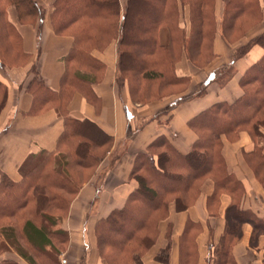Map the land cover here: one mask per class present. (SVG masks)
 Masks as SVG:
<instances>
[{
    "label": "trees",
    "instance_id": "trees-1",
    "mask_svg": "<svg viewBox=\"0 0 264 264\" xmlns=\"http://www.w3.org/2000/svg\"><path fill=\"white\" fill-rule=\"evenodd\" d=\"M154 1L158 2V15L150 20L143 36L130 34L127 28L134 9H141L149 0H124V6L121 0L53 1L50 14L53 31L57 35L73 36L74 45L65 60L60 89L51 90L36 74L28 84V91L34 98L31 114L53 109L63 117L64 130L57 150L40 155L23 172L22 180L5 178L0 183V249H6L8 243L29 264H62L58 244H64L69 233L59 228V224L101 161L102 152L111 145L110 136L97 130L92 121L72 118L68 111L73 95L80 90L85 92L86 85L95 82L85 79L81 70L86 66L103 68V63L91 56L93 50L118 40V82H127L132 99L145 103L152 97H146L147 83L164 78L170 85H189V77L178 76L175 64L183 50L196 61L192 59L194 51L188 50L190 43L193 47L197 43L196 50L204 59L202 66L216 58L214 41L218 28L213 33L206 28L197 38L192 35L193 20H204V24L216 20L226 37V29L235 26L238 19H257L255 25L264 19V0ZM220 3L224 8L221 22L217 12ZM10 9L19 24L38 29L46 17L45 8L36 0H0V68L24 65L28 60L22 51V34L9 21ZM187 17L190 23L183 25L181 19ZM163 25L171 28L174 25L181 37L171 32L170 44H162L157 32ZM210 34L211 38L207 39ZM251 45H259L263 55L243 72L242 96L233 103L218 102L188 122L196 136L189 153L183 154L166 136H161L149 146L148 152L138 155L131 174L138 187L121 208L101 218L95 227L100 256L106 263L143 264L142 258L157 242L159 223L169 218L172 206L177 212L193 207L207 182L212 183L207 198L212 214L216 215L214 208L218 207L221 196L231 198L225 213L224 234L218 244L207 245L208 264H236L233 251L242 238L244 224L253 226L251 245L264 236V217L243 207L247 190L229 169L223 153L225 141L235 143L240 133L247 131L253 149L243 150V155L264 189V33L247 49ZM125 71L129 76L123 75ZM7 90L0 81V109ZM168 231L170 238V227ZM201 231L200 222L187 220L179 237V264H199ZM170 251V245L161 249L155 261L168 264Z\"/></svg>",
    "mask_w": 264,
    "mask_h": 264
},
{
    "label": "crops",
    "instance_id": "crops-1",
    "mask_svg": "<svg viewBox=\"0 0 264 264\" xmlns=\"http://www.w3.org/2000/svg\"><path fill=\"white\" fill-rule=\"evenodd\" d=\"M36 1L46 11L39 29L19 24L13 9L9 10V21L22 34V51L27 54L28 60L24 65L0 68V81L8 89L5 103L0 109V183L5 178L22 180L23 172L40 155L57 150L58 140L64 130L63 117L53 109L31 114L34 98L28 91V84L38 74L51 90L58 91L74 38L71 35H57L53 31L50 14L54 0ZM121 2L124 6V0ZM223 9L220 3L217 11L219 22ZM181 23L188 25L190 21L187 17L181 19ZM263 31L264 19L247 32L246 41L256 39ZM230 49L218 26L214 41L215 60L200 67L183 50L176 61L175 72L178 76L189 77L187 90L180 95L147 103L134 101L129 84L118 82V40L91 52L93 58L103 63V68L96 70L86 66L81 70L85 79H95V82L87 84L83 89L85 92L80 90L73 95L68 111L72 118L92 121L97 130L110 136L111 145L78 192L66 218L59 224V228L70 235L67 252L74 254L78 248L80 251L83 247L86 249L82 250V257L77 254L69 260L61 258L62 264H108L99 254L95 227L101 218L121 208L138 187L137 181L131 177L138 155L148 152L149 146L161 136H166L183 154L189 153L196 136L188 122L218 102L233 103L242 96L241 76L250 64L261 58L263 49L259 45H251L236 59H232L233 51ZM252 149L251 136L243 131L237 142L225 141L223 153L229 169L247 190L242 199L243 207L264 217V189L243 155V150L249 152ZM211 192L212 183L207 182L193 207L177 212L172 206L169 218L159 223L157 242L142 258L143 264H159L155 257L169 245L168 264H179V237L188 219L202 225L198 239L201 254L199 264H208L207 245L218 244L224 234L227 227L225 213L231 201L229 196H221L218 207L214 208L216 215L212 214L207 205ZM169 227L170 238L167 236ZM242 232V238L233 251L236 264H264V236L251 245L253 226L244 224ZM6 244L4 254H0V264L5 261L29 264Z\"/></svg>",
    "mask_w": 264,
    "mask_h": 264
},
{
    "label": "rangeland",
    "instance_id": "rangeland-1",
    "mask_svg": "<svg viewBox=\"0 0 264 264\" xmlns=\"http://www.w3.org/2000/svg\"><path fill=\"white\" fill-rule=\"evenodd\" d=\"M152 1L153 0H149V4L143 3L142 8L138 9L137 11L134 9V11H133V13L135 12L134 15L132 16V13H131V16L129 18V21H132L133 24H132V22L131 23L129 22L130 25H128L127 32H129L130 34H131V32H133L137 36H143L146 34L145 30L148 28V23L150 22V20L152 18H156V16L158 15V9H157L158 2H156V1L152 2ZM256 20L257 19H238L237 22L235 23L236 24L235 26H230L226 29L227 33H226V37L224 36V38H225L226 43H228V46L231 48L230 50L233 51V52H231L232 53V59H236L237 57H239V55L243 54L245 52V50H247V48L249 47V44H251L253 42L252 39L248 38L249 41H246V39H247V32L252 27L255 26ZM194 21L195 20H193V25L191 27L192 35L196 36L197 38L200 36V34H202V31H204V29H206V28H207V32H209V33H213L214 29L216 30L218 28L217 21L214 19H210L209 24H207V22L204 24L203 23L204 20H201V19H196L195 23H194ZM261 22H260V24H261ZM226 27L227 26H225V28ZM171 32H174L175 36L179 37V35H180V37H181V32H178L177 30L175 31L174 25H172V28H171V26H164L163 25L161 28H158L157 39L162 44L168 45L171 42V35H172ZM263 33H264V31H263ZM209 38H211V34L207 36V39H209ZM191 44L192 43H190V45L188 46V50L194 51V55L192 56L193 57L192 59H196V61L194 60L193 62L196 65L199 64L198 66L201 67L202 64L204 63V59L202 58V55H199V53L197 52L198 50H196L197 43L194 47L191 46ZM176 58L177 57L175 56L174 59L176 60ZM214 60L215 59H212L211 62H213ZM155 64H157V63H155ZM161 66H162V68H164L163 65H161ZM123 75L129 76V73L125 71ZM187 87H188V85H187ZM187 87H184V85L178 86V85L167 84V81L164 78H162V79H158L152 83H147V86L144 88H149V90H148L149 93L146 94V97L152 96L151 98H149L150 100L147 99L148 100L147 102H150L152 100H161V99H164L166 97L180 95L187 90ZM147 102H145V103H147ZM104 153L105 152H102L103 155H104ZM73 201L74 200L71 201L70 207H71V204L73 203ZM96 245H97V242H96ZM58 247L61 249L60 260H61V258H65V260L66 259L69 260L71 258V256L77 255V254L79 257H82L83 256L82 250L83 251L86 250L83 247V249L81 251L78 248L76 253L73 252L74 254H72V253L70 254V252H67L69 250V247H70V235L68 237V240L62 245L58 244ZM97 248H98V246H97ZM3 251L5 252V248L0 249V254H2ZM62 254H64V255H62ZM99 254H100V252H99Z\"/></svg>",
    "mask_w": 264,
    "mask_h": 264
}]
</instances>
